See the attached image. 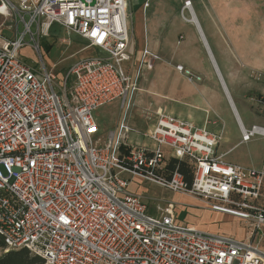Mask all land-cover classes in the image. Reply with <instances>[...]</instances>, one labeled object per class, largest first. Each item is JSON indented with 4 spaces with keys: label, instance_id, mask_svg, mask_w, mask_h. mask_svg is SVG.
Here are the masks:
<instances>
[{
    "label": "built area",
    "instance_id": "built-area-1",
    "mask_svg": "<svg viewBox=\"0 0 264 264\" xmlns=\"http://www.w3.org/2000/svg\"><path fill=\"white\" fill-rule=\"evenodd\" d=\"M55 25L107 53L75 62L59 90L55 66L37 70L21 58L26 46L42 56ZM132 45L128 0H0V257L27 248L45 264H264V167L217 154L222 132L158 109L144 112L153 129L138 133L152 146L129 141L125 118L98 136V108L117 99L128 107L140 70L162 59L145 47L133 75L124 68ZM176 69L192 84L204 80ZM240 131L247 143L264 126ZM173 156L195 165L191 183L178 169L165 173ZM135 176L201 198L251 230L245 239L203 231L172 204L154 216L130 189Z\"/></svg>",
    "mask_w": 264,
    "mask_h": 264
},
{
    "label": "rangeland",
    "instance_id": "rangeland-1",
    "mask_svg": "<svg viewBox=\"0 0 264 264\" xmlns=\"http://www.w3.org/2000/svg\"><path fill=\"white\" fill-rule=\"evenodd\" d=\"M195 8L196 14L201 21L202 28L207 35V41L213 55L218 62H220L221 66L223 59L219 49L224 50L225 59L229 62L227 54L228 57L229 55L232 57V54L227 52V44L219 40L217 36L219 30L215 26L216 23H214V18L206 11V8L203 13H200L196 5ZM184 15L188 18L191 17V15L187 10H182L181 14L180 12L178 13L180 21L187 25L189 22L186 21ZM255 26H258L257 22H255ZM182 30V33L184 32L185 34V43H187L190 38L187 26L183 27ZM6 33L9 34L8 31H6ZM259 34L260 33L257 32V37H259ZM203 45L204 47L198 49V54L202 60H204L205 66L200 72L195 71V73L197 72L196 74L204 77L203 81L192 84L188 81L186 76L175 69L166 71L164 69H158L157 65H155V68L152 70L143 67L138 76L137 90L135 94L132 95L128 107L123 105V99H117L98 108L96 111L98 123L101 127L105 128L104 130L103 128L101 129L98 136L101 135V138L107 139L112 131L118 127L119 122L125 118L133 129L129 134V141L134 142L135 139H137L135 133L142 134L148 126L154 123L155 116L151 120H147L144 118V112L149 110L155 115L156 111L163 107L166 109L164 111L168 114L192 120L199 127L204 126L206 119H210L212 122L218 121L217 125L211 123L208 125V128L214 129L215 131L223 128L224 138L218 147L219 152L226 151L233 146V151L228 153L225 157L228 161L246 166L253 165L261 167L264 164V135H257L250 141H247V143H241L242 134L233 104L228 102L227 106L224 102L225 99L215 98L211 94L204 95L202 93H196L190 90L186 85V83H188L192 87L201 86L206 89V86H204L205 83L206 85L209 84L214 86L213 88L216 90L223 91L221 88L222 84L220 85L221 82H219L218 75L216 74L218 71L216 68L214 69L208 60L209 51L207 45H205V43H203ZM47 46H51L49 52L46 50ZM132 47L133 54L130 61L124 62V68L127 71L129 70L133 75H136L139 65L141 64V51L139 52L140 49L137 45L136 47L139 53L136 52L134 44ZM40 50L42 56L38 51H32L30 47L26 46L21 50V58L29 66L37 70H43L44 67L49 69L51 66H55V72L58 75L55 84L56 90H59L58 86L63 81L61 80L63 76L67 74L69 68L75 62L79 61V59L90 58L95 55L107 57V53L100 48L87 47V42L80 35L67 34L65 30H62L58 25H55L51 29L48 38L42 39ZM161 62L163 63L164 61ZM166 64H169V62ZM219 70L225 79L227 89H229L232 95L233 103L241 119H243L246 128H250L254 124L264 126L263 100L258 97L256 92L250 91L249 89L243 90L235 88L231 82H229L228 74H226L227 69L221 67ZM259 78L260 77H257L256 74H253L250 79L257 80ZM180 82H183V85L176 90ZM259 100L261 101L259 102ZM138 137V141L141 144L147 141L142 135ZM166 151L169 154L172 152L168 148H166ZM130 186L144 197V202L148 206V212L154 216L159 215V213L166 208L167 202L172 200L173 202L175 201V203L185 204L187 211H183L180 208L176 209L178 217L183 221L190 222L195 218L200 220L202 224L216 223L220 228L218 233H227L237 238H246L249 234L248 232L251 230L250 225L244 221L227 217L222 213H214L209 204L205 202L204 204L199 202H194L192 204L185 203L177 198L175 195L177 192H169L159 184L142 182L138 176L133 177Z\"/></svg>",
    "mask_w": 264,
    "mask_h": 264
},
{
    "label": "crops",
    "instance_id": "crops-1",
    "mask_svg": "<svg viewBox=\"0 0 264 264\" xmlns=\"http://www.w3.org/2000/svg\"><path fill=\"white\" fill-rule=\"evenodd\" d=\"M186 1L188 0H128L130 9V29L132 32L133 44L136 48V52L139 53L145 47H148L152 52L157 53L162 58L160 61L155 63L158 69H164L166 71L174 69L177 70L176 64H182L184 67L194 72H200V70H203L205 65L204 60H202L198 54V49L204 47L203 43H205L209 51L208 60L214 69L216 68L218 71L216 74L218 75L219 82H221L220 85L222 84L221 88L223 91L216 90L213 88L214 86L209 84L206 85L205 83L204 86H206V89L201 86L192 87L188 83H186V85L190 90H193L196 93H202L204 95L211 94L215 98L225 99L224 102L227 104V106L228 102L233 104L239 127L242 125L244 128H246L243 119H241V116L233 103L232 95L230 94L229 89H227L225 79L219 68L223 67L227 69L226 74H228L229 82H231L235 88H240L243 90L249 89L250 91L256 92L258 97L263 100L262 103L264 104V0H191L195 22L186 20L189 23L185 25L184 22L180 21L178 13L180 12L181 14ZM146 3H149V6H146ZM195 5L199 9L200 13H203L204 9L206 8V11L209 12L214 18V23H216L215 26L219 30L217 35L218 38L220 41L222 40L225 44H227V52L232 54V57L230 55L228 57L227 54L229 62H227L225 59L226 56L224 50L219 49L223 59L221 66L220 62H218V60L213 55L211 47L207 41L205 30H203L199 16L196 14ZM255 22L258 23L257 27L255 26ZM185 26H187L190 36L187 43H185V34L184 32L182 33V29ZM257 32L260 33L259 37H257ZM136 45L140 49L139 52ZM161 61L164 62L162 63ZM167 62H169V64H166ZM253 74L259 75L260 78L257 80L250 79ZM182 85L183 82H180L179 85H177L176 90H178ZM260 101L261 100H259V102ZM160 109L166 110L163 107ZM209 121L210 122H208L206 119V123L204 125H207L208 127V125L211 123L215 125L218 123V121L212 122L210 119ZM154 126L155 122L148 126L144 132H149ZM102 128L103 130L105 129L104 127H101V129ZM210 130L215 133L222 132L223 134V128L217 131L214 129ZM135 134L137 139H135L133 143H138L140 145L146 144L148 146L153 145L148 139V142L145 141L142 142V144L139 143V135L138 133ZM222 140L216 147L217 154L224 155V159L228 161L225 157L228 153L233 151V146L226 151L219 152L218 147L220 146ZM248 166L255 167L257 169H263L264 164L261 167H256L253 165ZM126 177L129 178V175H126ZM141 181L149 182L144 179H141ZM131 182L132 180L130 183ZM163 188L171 192L169 189L165 187ZM130 189L133 192L139 193L135 189H132L131 186ZM175 195L179 200H182L185 203H207L205 200L195 196L178 193ZM169 204L174 206V211H176L177 208L187 211V208L183 203H175V201L173 202L170 200L167 202V206ZM212 211L214 213H222L227 217L238 219L236 216L234 217L224 212H217L214 210ZM176 214L178 216L177 211ZM178 219L183 223L195 226L203 231L206 230L211 233H218V230H220L216 223L202 224L200 220L195 218H193L190 222L183 221L179 217ZM222 234L227 233L222 232Z\"/></svg>",
    "mask_w": 264,
    "mask_h": 264
},
{
    "label": "trees",
    "instance_id": "trees-1",
    "mask_svg": "<svg viewBox=\"0 0 264 264\" xmlns=\"http://www.w3.org/2000/svg\"><path fill=\"white\" fill-rule=\"evenodd\" d=\"M51 46H47L46 50L50 51ZM166 170L165 173L171 174L175 169H178L182 175L185 177V180L188 183L192 182L195 165L187 159L179 160L176 157H171L166 160ZM0 243L3 245L2 240ZM0 264H45V261L42 257L33 255L31 252L25 248L20 250H10V252L4 253L0 257Z\"/></svg>",
    "mask_w": 264,
    "mask_h": 264
},
{
    "label": "bare ground",
    "instance_id": "bare-ground-1",
    "mask_svg": "<svg viewBox=\"0 0 264 264\" xmlns=\"http://www.w3.org/2000/svg\"><path fill=\"white\" fill-rule=\"evenodd\" d=\"M190 15H192L190 18H189V20H191V21H194V15H193V11H192V8L190 9ZM196 20V19H195ZM195 22V21H194Z\"/></svg>",
    "mask_w": 264,
    "mask_h": 264
}]
</instances>
